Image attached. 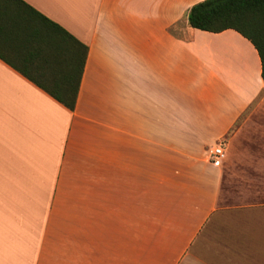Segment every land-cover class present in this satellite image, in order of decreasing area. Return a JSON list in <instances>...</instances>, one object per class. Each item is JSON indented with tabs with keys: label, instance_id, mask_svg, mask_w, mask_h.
Segmentation results:
<instances>
[{
	"label": "crops",
	"instance_id": "1",
	"mask_svg": "<svg viewBox=\"0 0 264 264\" xmlns=\"http://www.w3.org/2000/svg\"><path fill=\"white\" fill-rule=\"evenodd\" d=\"M199 1L0 0V264H264V208L220 207L208 160L260 60Z\"/></svg>",
	"mask_w": 264,
	"mask_h": 264
},
{
	"label": "rangeland",
	"instance_id": "2",
	"mask_svg": "<svg viewBox=\"0 0 264 264\" xmlns=\"http://www.w3.org/2000/svg\"><path fill=\"white\" fill-rule=\"evenodd\" d=\"M239 118L220 166V207L264 208V93ZM234 128V129H235Z\"/></svg>",
	"mask_w": 264,
	"mask_h": 264
},
{
	"label": "trees",
	"instance_id": "3",
	"mask_svg": "<svg viewBox=\"0 0 264 264\" xmlns=\"http://www.w3.org/2000/svg\"><path fill=\"white\" fill-rule=\"evenodd\" d=\"M17 1L26 6L22 0ZM187 21L195 29L208 32L233 29L248 39L258 54L264 84V0H201L189 8ZM48 91L69 110L74 108L76 86L63 94Z\"/></svg>",
	"mask_w": 264,
	"mask_h": 264
},
{
	"label": "built area",
	"instance_id": "4",
	"mask_svg": "<svg viewBox=\"0 0 264 264\" xmlns=\"http://www.w3.org/2000/svg\"><path fill=\"white\" fill-rule=\"evenodd\" d=\"M225 155H226V144L224 142L219 143L210 150L208 154V160L213 165L218 166L225 158Z\"/></svg>",
	"mask_w": 264,
	"mask_h": 264
}]
</instances>
